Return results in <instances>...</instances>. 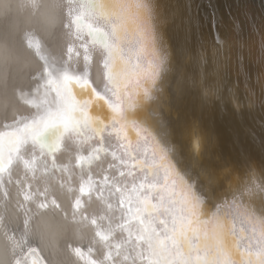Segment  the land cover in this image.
I'll use <instances>...</instances> for the list:
<instances>
[{
	"label": "snow or ice",
	"instance_id": "obj_1",
	"mask_svg": "<svg viewBox=\"0 0 264 264\" xmlns=\"http://www.w3.org/2000/svg\"><path fill=\"white\" fill-rule=\"evenodd\" d=\"M53 7L60 10L68 59L50 62L39 41L27 35L28 46L35 41L44 63L33 71L32 91L19 93L27 114L0 125V185L5 173L12 182L13 166L33 179L37 171L47 180L66 177L60 187L68 184V193H79L71 197L73 219L79 213L92 228L89 252L100 246L102 258L88 264H264V230H237L238 223L253 219L246 201L258 197L264 203V183L240 185L205 152L193 154L180 121L185 69L175 62L162 6L157 0H54ZM97 52L99 83L91 73ZM202 60L197 64L201 76ZM53 62L59 64L55 72ZM143 102H150L156 114L151 128L129 115ZM85 131L91 135L84 136ZM52 133L55 143L49 144L45 138ZM105 133H115L118 143L105 147ZM58 154L65 155L63 163ZM101 154L111 160L97 181L91 167L83 169ZM77 170L79 187L73 189ZM227 180L232 187L226 189ZM93 191L100 193L103 207L88 216L81 211L82 197L91 200ZM21 194L25 204L38 209H61L47 187L33 191L28 182ZM29 212L26 208V217ZM29 219L19 238L8 236L13 264H42L38 249L28 243ZM0 228L7 234L3 217ZM73 252L85 258L79 247Z\"/></svg>",
	"mask_w": 264,
	"mask_h": 264
},
{
	"label": "bare ground",
	"instance_id": "obj_2",
	"mask_svg": "<svg viewBox=\"0 0 264 264\" xmlns=\"http://www.w3.org/2000/svg\"><path fill=\"white\" fill-rule=\"evenodd\" d=\"M53 4L54 0H29L30 7H28L25 13L18 18L15 26L5 27L0 25V125L4 123H11L13 119H19L21 115H26L28 112V109L26 108L23 100H21L19 93L21 91L24 93H30L32 91L35 86V81L32 79L33 71L39 69L44 63L36 54L35 41H39L41 54L48 56L50 62H52L53 57H55L57 60L68 59V38L62 36L60 28L58 27L54 32H49L42 24L39 23L40 20H50L54 15L57 14V12L59 13L60 10L55 9ZM173 16L179 17V12L175 11ZM173 16L168 17V15H165L167 21L166 23L170 22V19L173 18ZM28 34H31L35 38L34 46L31 48L28 46L26 39ZM179 41V45H187V42L182 37ZM203 42L205 43L204 49L207 51L210 50L212 52H214V50L216 51L214 46L209 48V46L206 45V40ZM221 47L223 48L222 44H220L218 48L221 49ZM217 55L218 54L216 53V56ZM226 55L227 56L223 55L225 57L223 61L229 58V54ZM211 59L213 61L214 70L217 68L218 71L223 65L220 63L221 60L217 59L216 57L214 58V56L211 57ZM217 60H219V67L216 65ZM82 63L83 62L81 60V67ZM226 64L228 65V62ZM101 67L102 65L99 62V53L97 52L91 67V73L93 80L98 83L101 82ZM57 68H59V64L53 62L52 70L55 72ZM229 72L232 80H235L236 69L233 60L230 61ZM213 75L218 76V73L213 72ZM189 76L191 78L192 75L190 74ZM192 83L193 82L190 80V84ZM202 93L205 95V97L213 98L215 96V91L214 89L211 91V88L210 90L203 88ZM246 96L248 100L246 102L247 106L253 107L254 99H251L247 93ZM29 99H31V97H29ZM224 99H226V97H224ZM150 104V102H143L141 107L137 108L135 112L129 113V115L135 119L134 113H136L139 109L144 108L143 105L150 106ZM236 107L241 108L239 102ZM148 109V114L151 113L153 115V113L150 112L151 108ZM226 118L233 121L232 116H226ZM135 120L142 127H152V124L149 123L146 117L142 118L140 121L137 119ZM182 124L185 126L186 139L190 140V142L192 141V144L194 142V147H192V145L190 148L193 154H195V148H199V138H196V130H193L190 133L189 129L187 128V123L182 122ZM231 129L237 132L238 127L236 124H233L229 127V132L224 138V147L227 144L226 139L231 137ZM188 133L192 135L190 138H188ZM201 133L204 138L205 147H207V145L211 146L209 140L214 142L213 148L218 146L219 140L217 141V136L211 129H206L205 132ZM83 135L87 136L91 135V133L85 131ZM129 136L133 138L135 137V132L131 129ZM211 137L214 138L215 141L210 139ZM235 139L236 136L234 138H230L228 141H231L230 143H234ZM117 143L118 140L115 133H112L111 135L105 133V147H111ZM202 151L205 152V150ZM235 155L238 157L237 160L247 157L249 161H251V163H249L252 165L251 171L257 174L256 176H248L246 175L247 173H245L238 178H234L236 183L240 185L247 184L249 187H254L256 184L264 183V176H261L260 174V170L264 169V150L261 151V148L258 146V144L254 143L251 146L238 145V147L236 145ZM235 155L233 157H235ZM57 159L58 162L63 163L65 160V155L58 154ZM110 160V157H104L103 154H101L100 160H98L93 166H89L87 164L84 165L83 171L86 172L88 168L91 167L94 178L99 181L101 174L104 173L105 169H108ZM212 161L213 160L211 159V162ZM252 161H257V163L252 164ZM225 164L226 165L224 166H228L227 163ZM245 170H249V167ZM80 175V170L74 172L70 182V186L73 189H77L79 187ZM8 179L9 177L6 173L4 175V184L0 185V217H3V223L7 227V234H5L4 228H0V237H3L5 241L4 257L8 261V264L12 263L11 242L9 241L8 236L16 235L17 238H19V235L25 230L24 221L25 219H29V217L28 243L38 249L46 264H51V261L54 258L64 259L67 261V264H88L89 260H98L102 258L99 245H93V251L91 253L89 252L90 241L93 233L92 228L90 226H86L88 222L86 220H82L79 216V213L77 214L76 219H73L71 197L74 195H79V193L75 191L73 193H68V184H65L63 189L60 187V184L65 182L66 177H60L57 174L56 179L47 180L43 176L42 171H37L35 179H33L31 173L26 175L23 167L13 166L11 170L12 182L8 183ZM18 180L21 181V184L17 183ZM28 182L32 184L33 191H35L37 188L43 191L45 187H47L49 192L57 197L58 202L61 205V209L58 210L50 207L49 209L44 210L38 209L34 203L25 204L23 195L21 194V188L23 187L24 190H28ZM231 185L232 184L229 182V180H227L225 187L229 188ZM5 192H7V196H5ZM104 194L107 195V192ZM99 195V192L93 191L91 193V200H89L88 196L82 197L84 207L81 209V211L84 212L85 215L92 216L93 214L100 213L103 205L97 200ZM40 199L43 198L41 197ZM225 199L230 202L231 197H226ZM21 204H25V207H20ZM246 204L249 208L253 209V219L244 220L238 223L237 230L239 231L240 229H243L246 234H251L252 230L255 229V231L259 233L261 230H264V208L259 204L258 197L250 198L248 201H246ZM26 208L31 209V212L28 213L27 217L25 216ZM41 237H44L49 243H55L56 247L60 249V252H58L55 257L51 251H45L41 246ZM76 247L81 249V252L85 257L84 259H80L75 255L73 248Z\"/></svg>",
	"mask_w": 264,
	"mask_h": 264
},
{
	"label": "water",
	"instance_id": "obj_3",
	"mask_svg": "<svg viewBox=\"0 0 264 264\" xmlns=\"http://www.w3.org/2000/svg\"><path fill=\"white\" fill-rule=\"evenodd\" d=\"M157 2L162 6L164 15L168 17L173 16L175 11L179 12V17L173 16L171 21L166 23L165 31L175 62L185 69L184 102L180 108V121L187 123L190 133L196 130L199 148H195V154L205 150V154L211 156L213 160L210 162L225 167L222 168L223 171L233 180L245 173L248 176H256L255 172L245 170L251 163L247 157L237 160L235 147L251 146L256 143L261 151L264 150V0H157ZM181 37L187 45H179ZM204 40L209 48L214 46L218 54L217 59L222 54L224 56L229 54V58L220 61L223 65L218 71L217 68L215 70L213 68L211 59L213 52L204 49ZM220 44L223 45L221 49L218 48ZM201 57L205 75L200 77L197 64ZM232 60L236 69L235 80H232L229 72ZM213 72L218 73V76H214ZM203 88L209 90L211 88V91L214 89L215 96L205 97L202 93ZM246 93L254 99L253 107L247 106ZM238 102L241 108L236 107ZM143 106L144 108L134 113L135 119L140 121L146 117L153 126L156 114L152 110V105ZM148 108H151L150 112L153 115L148 114ZM226 116H232L233 121ZM172 119L175 120L174 117ZM233 124H236L238 129L237 132L231 129L230 138L236 136V139L234 143L228 141L230 138L226 139L227 144L224 147V138ZM206 129H211L217 136V141L219 140L217 147L213 148L212 140H209L211 146L206 144L205 147L201 132H205ZM190 133L188 138L192 136ZM55 138L56 134L52 133L45 139L47 143L54 144ZM210 139L215 141L212 137ZM191 146L194 147L192 141ZM225 163L228 166H224ZM256 163L257 161H252V164ZM229 182L232 184L231 180ZM259 204L264 208V203L260 199ZM42 264H46L43 258Z\"/></svg>",
	"mask_w": 264,
	"mask_h": 264
},
{
	"label": "clouds",
	"instance_id": "obj_4",
	"mask_svg": "<svg viewBox=\"0 0 264 264\" xmlns=\"http://www.w3.org/2000/svg\"><path fill=\"white\" fill-rule=\"evenodd\" d=\"M30 7L29 0H0V25L5 27H13L16 25L18 18L25 13L26 9ZM40 24L49 32H54L59 27L58 12L52 19H42ZM41 246L45 251H51L55 257L60 249L56 247L55 243H49L44 237L40 238ZM5 241L0 237V264H8L4 257ZM51 264H67L64 259H53Z\"/></svg>",
	"mask_w": 264,
	"mask_h": 264
}]
</instances>
